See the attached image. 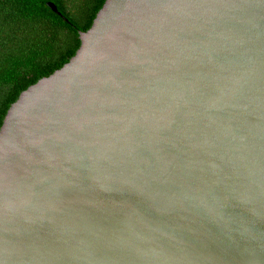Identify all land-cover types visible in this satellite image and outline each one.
Listing matches in <instances>:
<instances>
[{
  "label": "water",
  "instance_id": "95a60500",
  "mask_svg": "<svg viewBox=\"0 0 264 264\" xmlns=\"http://www.w3.org/2000/svg\"><path fill=\"white\" fill-rule=\"evenodd\" d=\"M78 34L0 127V264H264V0H105Z\"/></svg>",
  "mask_w": 264,
  "mask_h": 264
},
{
  "label": "trees",
  "instance_id": "16d2710c",
  "mask_svg": "<svg viewBox=\"0 0 264 264\" xmlns=\"http://www.w3.org/2000/svg\"><path fill=\"white\" fill-rule=\"evenodd\" d=\"M52 2L68 19L53 12ZM105 0H0V127L22 91L61 68Z\"/></svg>",
  "mask_w": 264,
  "mask_h": 264
}]
</instances>
